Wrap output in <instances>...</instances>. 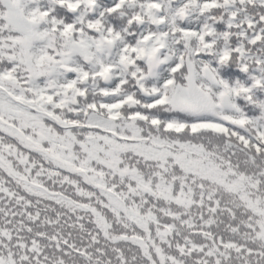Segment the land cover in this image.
Returning <instances> with one entry per match:
<instances>
[{
    "label": "snow or ice",
    "instance_id": "1",
    "mask_svg": "<svg viewBox=\"0 0 264 264\" xmlns=\"http://www.w3.org/2000/svg\"><path fill=\"white\" fill-rule=\"evenodd\" d=\"M258 89L264 0H0V264H264Z\"/></svg>",
    "mask_w": 264,
    "mask_h": 264
},
{
    "label": "trees",
    "instance_id": "2",
    "mask_svg": "<svg viewBox=\"0 0 264 264\" xmlns=\"http://www.w3.org/2000/svg\"><path fill=\"white\" fill-rule=\"evenodd\" d=\"M219 28L223 30L224 25H219ZM220 73L224 79L229 80V82L231 83H234L235 80L237 79L243 80L247 84L252 83L251 79L249 78V73H242L238 61L235 62L230 61L227 65L221 66ZM255 95L260 99H264V90H259V89L255 90ZM237 102L240 104L242 108L245 109V111H248L249 115H256L259 114L260 112L259 108H255V106L247 105L246 101L238 100ZM249 108H254L255 110L249 111Z\"/></svg>",
    "mask_w": 264,
    "mask_h": 264
}]
</instances>
